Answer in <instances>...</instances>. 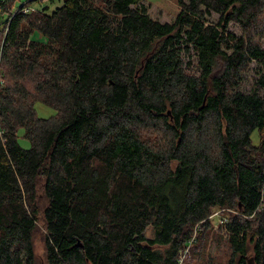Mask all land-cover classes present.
<instances>
[{
  "label": "trees",
  "instance_id": "trees-1",
  "mask_svg": "<svg viewBox=\"0 0 264 264\" xmlns=\"http://www.w3.org/2000/svg\"><path fill=\"white\" fill-rule=\"evenodd\" d=\"M14 1L0 2V264H36L40 220L46 264H192L217 208L237 211L228 264H264V0H178L172 22L143 0Z\"/></svg>",
  "mask_w": 264,
  "mask_h": 264
},
{
  "label": "rangeland",
  "instance_id": "rangeland-1",
  "mask_svg": "<svg viewBox=\"0 0 264 264\" xmlns=\"http://www.w3.org/2000/svg\"><path fill=\"white\" fill-rule=\"evenodd\" d=\"M25 2H28L27 7L31 10L48 7V12H52L57 6H60L63 3V0H15L13 2V7L11 12H15L21 5ZM144 3L148 7L149 14L154 18L158 19L161 22H172L179 10L180 6L178 0H143ZM9 11L0 10V24L3 25L4 22L9 17ZM217 14H214V18L217 17ZM230 31L235 34L241 33V28L235 24L231 23L229 26ZM3 37V35H2ZM1 37V42H2ZM1 44V43H0ZM194 54V52H192ZM1 59V54H0ZM188 59H195V57H188ZM196 64L192 65L194 68ZM259 63L256 60H253L250 66V71L245 74V78L242 82V88L244 91H250L254 88L257 77H258V68ZM1 76V75H0ZM263 92V90H261ZM36 110L38 116L42 118H49L56 115L57 111L41 102L38 101L36 103ZM149 134H157L154 131L148 132ZM253 141L255 144H258L260 141L259 132L255 130L253 132ZM19 142L22 146L28 148L30 147V141L28 138L24 136V129H19ZM230 214H237L236 210H225V209H215L213 215L211 216V226L204 229L202 237L198 238V243L195 246H190L185 251L183 257L185 261H188L192 264H228L230 249L226 242V231L224 229V224L227 222H222L223 219H228ZM42 219V215L40 217ZM147 235L152 236V229L147 230ZM46 234L45 227L43 225L42 220L38 222V229L35 233V251H36V264H46V254L44 248V235ZM196 237V233L194 235ZM189 250V253L186 254ZM252 254L249 255L248 262L250 264L254 263L252 260Z\"/></svg>",
  "mask_w": 264,
  "mask_h": 264
},
{
  "label": "built area",
  "instance_id": "built-area-1",
  "mask_svg": "<svg viewBox=\"0 0 264 264\" xmlns=\"http://www.w3.org/2000/svg\"><path fill=\"white\" fill-rule=\"evenodd\" d=\"M20 7H22V5L20 6ZM31 9L29 8V7H25L24 9H23V11L24 12H28V11H30ZM3 79L1 78V76H0V91H1V88H2V85H3ZM3 134V130L1 129V127H0V136ZM222 222H225V221H227V219L225 218V219H223V220H221Z\"/></svg>",
  "mask_w": 264,
  "mask_h": 264
},
{
  "label": "water",
  "instance_id": "water-1",
  "mask_svg": "<svg viewBox=\"0 0 264 264\" xmlns=\"http://www.w3.org/2000/svg\"><path fill=\"white\" fill-rule=\"evenodd\" d=\"M1 1H2V0H0V2H1ZM78 243H79L80 246H83V245L80 244V241H79ZM252 260H253V258L251 259V261H252Z\"/></svg>",
  "mask_w": 264,
  "mask_h": 264
}]
</instances>
